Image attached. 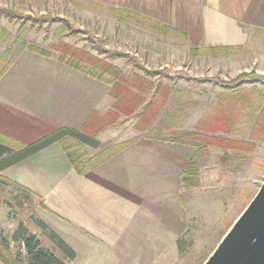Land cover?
<instances>
[{
  "label": "rangeland",
  "instance_id": "1",
  "mask_svg": "<svg viewBox=\"0 0 264 264\" xmlns=\"http://www.w3.org/2000/svg\"><path fill=\"white\" fill-rule=\"evenodd\" d=\"M0 7L10 13L0 16V75L30 44L42 46L51 54L34 52L100 83L101 111L108 115L115 109L109 77L87 74L60 60L61 43L85 48L122 68L133 93L143 97L136 111L120 113L108 124L117 126L121 136L142 130V135L170 146L156 149L158 154L144 147L146 160L138 170L143 180L140 216L114 248L85 239L70 227L57 230L42 200L1 177L0 241L7 239L11 253L26 259L23 238L34 235L66 264H203L264 181V31L246 47L203 46L215 49L197 54L199 46L174 27L114 5L0 0ZM110 51L127 56L112 57ZM140 65L157 73L148 75ZM252 70L260 78L235 90L215 80L229 81ZM136 75L147 79L142 90L131 84ZM182 130L203 136L193 142L164 139ZM63 142L79 152L86 168L123 146L100 141V147H93L70 138ZM190 161L199 170V181L186 189L181 172ZM52 231L72 246L74 257L59 247ZM0 264H5L1 258Z\"/></svg>",
  "mask_w": 264,
  "mask_h": 264
},
{
  "label": "crops",
  "instance_id": "2",
  "mask_svg": "<svg viewBox=\"0 0 264 264\" xmlns=\"http://www.w3.org/2000/svg\"><path fill=\"white\" fill-rule=\"evenodd\" d=\"M81 1L155 19L199 47H246L264 31V0ZM102 100L100 83L86 80L53 57L29 49L20 52L0 75V135L8 137L9 144L35 141L60 127H87L101 128V142L123 146L79 173L62 144L54 142L5 168L0 177L42 200L57 230L70 227L85 239L114 248L140 216L143 180L138 170L146 160L144 147L153 152L170 146L149 139L142 130L121 136L117 126L94 120L95 113L107 114L101 111Z\"/></svg>",
  "mask_w": 264,
  "mask_h": 264
},
{
  "label": "trees",
  "instance_id": "3",
  "mask_svg": "<svg viewBox=\"0 0 264 264\" xmlns=\"http://www.w3.org/2000/svg\"><path fill=\"white\" fill-rule=\"evenodd\" d=\"M10 16L9 11H5V8L0 7V16ZM1 31V28H0ZM0 37V42H1ZM62 53L60 60L67 65L74 67L75 69L86 72L87 74L103 78L104 76L109 77L110 83H112L111 94L115 98V109L110 113L103 116H99L97 113L94 114L93 118L98 119L101 124L109 122V124L119 116L120 113L132 114L141 105L143 97L138 93H133L129 87L130 80L125 77L122 68L109 62L107 59L100 57L97 54L92 53L85 48H78L68 43H61ZM30 50L37 53L50 55V51L42 46L36 44H30L28 46ZM57 47V48H58ZM214 47H197L194 49V53L199 54L204 50H214ZM112 57L116 56H127L125 53L110 51ZM110 56V57H111ZM140 68L144 69L148 75L156 74V70L148 69L147 67L140 65ZM191 81H206L211 80L207 77H185ZM260 76L254 71H244L238 74L234 79L229 81L223 79H215L216 82L223 88L237 89V87L243 82H252ZM141 82V84H140ZM147 82L144 75H136V79L131 84L135 85L139 90L144 89L143 84ZM139 99L137 100L136 98ZM101 128L89 131L88 128L75 129L72 127H60L53 130L52 132L40 137L39 139L29 143H19V145L12 146L8 142V137L0 135V172L5 168L29 157L30 155L42 150L54 142H60L62 147L66 151L68 158L74 165L79 173H83L86 170L85 163L81 160L79 152H72L69 150L68 145L63 140L77 139L82 144H88L93 147H100L102 143L97 139V135ZM203 135L197 132L182 130L176 131L173 135H166L164 139L171 142H193V137H202ZM195 145H198L195 143ZM199 170L195 166L194 161H190L187 166L181 172V186L182 188H190L197 186L199 181ZM26 231L27 229H22ZM22 232V231H21ZM27 232V231H26ZM21 236L16 235L15 238L19 239ZM52 237L58 240L59 247L68 256L74 257L75 251L73 248L55 231H52ZM23 242L27 248V258L22 259L20 256L11 253L10 242L7 239L0 241V258L5 264H66L65 261L60 258L54 251L41 244L39 239H36L34 235L25 236Z\"/></svg>",
  "mask_w": 264,
  "mask_h": 264
},
{
  "label": "water",
  "instance_id": "4",
  "mask_svg": "<svg viewBox=\"0 0 264 264\" xmlns=\"http://www.w3.org/2000/svg\"><path fill=\"white\" fill-rule=\"evenodd\" d=\"M203 264H264V181Z\"/></svg>",
  "mask_w": 264,
  "mask_h": 264
}]
</instances>
